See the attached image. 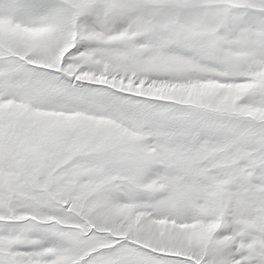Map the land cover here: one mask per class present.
<instances>
[{
    "label": "snow or ice",
    "instance_id": "snow-or-ice-1",
    "mask_svg": "<svg viewBox=\"0 0 264 264\" xmlns=\"http://www.w3.org/2000/svg\"><path fill=\"white\" fill-rule=\"evenodd\" d=\"M0 264H264V0H0Z\"/></svg>",
    "mask_w": 264,
    "mask_h": 264
}]
</instances>
